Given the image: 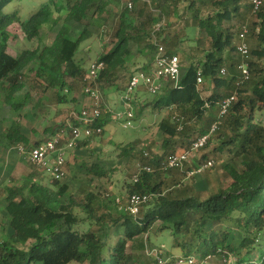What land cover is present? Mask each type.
<instances>
[{
    "label": "trees",
    "instance_id": "obj_1",
    "mask_svg": "<svg viewBox=\"0 0 264 264\" xmlns=\"http://www.w3.org/2000/svg\"><path fill=\"white\" fill-rule=\"evenodd\" d=\"M20 1L0 0L3 106L17 112L25 107L31 92L25 93L21 102L14 99L25 88L26 72L33 73L29 90L51 91L55 105L75 104L74 94L83 95L88 84L101 93H124L134 73L149 71L154 44L161 45L168 55H179L181 77L177 84L164 79L158 94L136 103L139 114L146 110L154 116L164 113L156 126L159 151L150 154L147 148L137 152L135 141L119 149V156L140 159L141 166L152 170L134 171L125 198L150 194L151 202L132 216L118 211L115 200L108 196L100 199L98 192L82 189L77 195L62 180L35 181L36 167L29 163L34 170L22 184L6 186L1 193L11 233L0 238V264H141L144 243L137 239L149 234L156 223L159 232L169 231L171 248L179 249L184 257L195 256L199 261L220 257L222 264H264V119L258 120L264 111V0L255 13L249 0H47L26 20L20 15ZM13 2L16 8L6 12ZM182 2L187 4L175 21ZM112 4L117 5L116 10ZM94 20L102 22V46L95 62H102L103 69L94 81L85 83L87 61L76 55L92 37L89 27ZM60 22L50 43H43L42 28ZM70 22L80 27L79 33H72ZM157 24L160 26L154 31ZM14 26L32 43L16 56L9 53L10 40H17L9 31ZM243 28L248 46L245 57L236 50ZM187 30L193 32L192 37ZM131 44L144 61L135 71L130 70L135 64ZM242 65L247 78L241 73ZM198 74L201 84H197ZM202 84L209 92L206 96L200 90ZM232 95L235 98L226 113L219 116L221 102ZM31 103L42 116L40 103ZM174 112L183 118L181 129L173 120ZM18 118L2 120L8 126L1 132V140L25 149L41 143L37 134L30 140L21 132ZM109 119L102 116L92 126L104 128ZM216 122L217 130L195 160L182 169L162 170L163 163L177 151L189 149ZM63 125L44 132L49 137ZM90 139L78 141L76 148L89 147ZM208 160H223L221 168L231 180L228 187L222 188L211 176L213 167L198 174L206 180L208 192L195 189L194 176L185 182L188 171ZM84 166L90 180L101 181L112 171L96 163ZM233 232L240 236L236 246L230 242ZM136 245L139 252L132 247ZM169 257L164 264L173 263L174 256Z\"/></svg>",
    "mask_w": 264,
    "mask_h": 264
},
{
    "label": "rangeland",
    "instance_id": "obj_2",
    "mask_svg": "<svg viewBox=\"0 0 264 264\" xmlns=\"http://www.w3.org/2000/svg\"><path fill=\"white\" fill-rule=\"evenodd\" d=\"M46 1L47 0H21L18 2V8L20 9V15L22 19L26 20L41 3ZM186 4V2L181 3L180 11H178L176 17L174 18L175 21L178 20L179 15H182L181 11H183ZM16 6V2H13L6 8L5 11L11 12L16 8ZM113 6L115 7H113V9L116 10L117 5L115 4ZM181 22L183 21L181 20ZM60 24L61 22L56 27H50L47 25L42 28L40 31L41 41L43 43L49 44L54 38ZM69 26L73 34L79 33L80 27H78L75 23L70 22ZM101 27V21L94 20L92 22L89 27L92 37L81 45L80 51L76 55V58L87 61L85 66L86 69H88V67L93 62H95V57L101 49L102 43L99 41V37H101ZM9 31L13 34H16L17 36L16 41L11 39L9 42V53L11 55L16 56L20 50L32 45V43L22 38L18 26L11 27ZM187 31L190 32L189 36L192 37L193 32L191 30ZM104 44L106 45V43ZM34 45H36V43H34ZM106 47H108V45H106ZM82 48L84 50H82ZM130 48L133 53L131 61L135 62V64L130 67V70L135 71V69H139L141 67L144 61L136 55V48L133 44H131ZM32 74L33 73L26 72L27 79L24 82L25 88L16 94L14 99V102H21L24 94L31 92L29 93V98L25 103V107L23 106L24 108L17 112L11 107L3 106L0 96V134L8 126V124L7 126L5 125L6 121L3 122L2 120L17 119L18 115H21L18 118L21 132L27 138H30V140H32L31 137L35 133L37 134V140L43 141L48 136V134L44 132L45 129L61 125L71 112L76 113L79 111V107L82 105V102L78 103V99L81 97V94L79 93L74 94L77 100L76 103L66 106L53 104V102H51V91H30L29 84L30 80L33 79ZM205 87L203 84L200 86V90H202L204 96L208 95L209 93L205 90ZM135 95L136 97L133 98H135L134 100L137 99L139 103H144L152 99L151 95L143 91L140 92V94L136 92ZM137 95L139 96L137 97ZM121 97L122 93L115 92L113 90L105 91L102 93V109L104 111H110L111 114L112 112H124V106L122 104ZM32 100L34 102L37 100L40 103L39 108H42V116H38V112L34 110V108L38 107H34V104L31 103ZM138 101H135L133 106L131 105V108H133L132 111L134 113V123L132 127L124 128L120 123L111 118V116H108L110 117L109 123L103 128L102 134L99 136H94L90 139L89 147H82L80 149L74 147L66 152L65 158L67 164V174L61 182L67 184L75 194L80 195L81 190L84 189L85 191H92L95 193L98 192L100 194V199L108 196V198L111 200H115L116 198H121L124 200L127 193V184L130 182L132 175L135 173L134 171L137 169L136 166L140 159H135L133 157H121L119 156V149L126 144L135 141L137 142L135 148L141 149L139 151L147 148L150 154H156L159 151L160 132H158L156 126L160 119L164 116V113L159 114L157 118H155V116L152 115L149 110L139 114V107L138 104H136ZM213 114L217 115L218 111L213 109ZM258 118V120L264 119V111L262 112V116H258ZM222 156L223 159H226V154ZM193 160H195V158ZM91 163H96L104 170H112L113 172L111 171L110 176L101 181L96 179L90 180L84 165L86 164V166H89ZM222 163L223 160H214L211 176L219 183L222 188H225L228 187V185L231 183V180L222 170ZM32 170L34 169L27 162L26 158L20 155L16 151V148L9 146L6 140H1L0 137V224L4 225V229L0 230V238L8 236L11 233V230L7 225L8 222L5 218V196H2L1 193L4 191V187L6 186L22 184V181L28 177L30 173H32ZM35 172V181L44 184L50 182L49 177L42 174L39 170L36 169ZM192 179L195 182V189L208 192L207 182L203 177H201V175H196ZM189 181L190 178H185L186 183ZM158 227L159 223H156L149 234L143 235L137 239L138 242L141 241L144 243V249L140 252L141 264H153L152 260L150 259L151 249H158L161 245L164 247V250L171 248V234L167 230H163L161 233H159ZM239 240V234L233 232L230 242L236 246ZM132 247H134V251L139 252L137 245ZM131 248L130 250H133ZM166 253L167 256L172 255L168 254V251ZM218 258L220 259V257H213L211 259L214 260L210 259L208 263L222 264L221 262H217ZM69 264L77 263L70 262Z\"/></svg>",
    "mask_w": 264,
    "mask_h": 264
},
{
    "label": "built area",
    "instance_id": "obj_3",
    "mask_svg": "<svg viewBox=\"0 0 264 264\" xmlns=\"http://www.w3.org/2000/svg\"><path fill=\"white\" fill-rule=\"evenodd\" d=\"M253 5L255 13L261 6V0H249ZM129 11L132 10V3H127ZM160 24H157L154 31H157ZM246 29L243 28L239 35L240 42L236 46V50L240 55H248V46L245 42ZM155 45V54L152 61V66L148 72L138 71L134 73L128 82L126 91L122 93L121 101L124 106V112H115L102 109V93L100 90L90 84L84 86L83 95L87 97L91 104L82 107L78 112H71L64 121V125L52 133L41 143L25 149L24 147H16V151L24 156L28 163L36 167L42 174L49 177L51 180H63L66 177V152L69 149L76 147L78 141L88 140L94 136H99L103 132L100 126L93 127L92 124L98 121L104 114L111 116L115 121L120 123L124 128L132 127L134 123V113L131 108V103L134 101L135 94L142 90L150 95H156L160 92L162 81L170 79L177 84L181 77L180 61L177 55H168L164 48L159 44ZM103 69L102 62H93L87 69V73L83 78V82L94 81L97 74ZM244 78H247L248 73L245 65L240 67ZM221 74H224L222 70ZM202 83V78L198 74L197 84ZM235 95L224 99L220 104L219 116L226 113L228 106L234 100ZM104 115V116H105ZM173 120L178 124V129L182 128L183 118L174 112ZM218 122L211 125L207 133L198 137L187 150H179L172 155L165 163L161 165L163 171L172 169H182L184 164L191 163L196 156V153L203 149L211 136L215 133L218 127ZM144 157L146 154L143 155ZM214 162L208 160L206 163L197 168L188 171L186 178H191L202 173L204 170L213 167ZM138 171L150 173L152 170L147 166H141L137 163ZM133 181H137V177H133ZM150 194H132L124 200L121 198L115 199V205L118 211L136 216L141 208L147 205L152 200ZM164 247L161 245L158 249H151L150 257L154 258L159 264L166 263L170 257L165 255ZM211 258H206L199 261L195 256L184 257L182 255L174 256L172 264H207Z\"/></svg>",
    "mask_w": 264,
    "mask_h": 264
},
{
    "label": "crops",
    "instance_id": "obj_4",
    "mask_svg": "<svg viewBox=\"0 0 264 264\" xmlns=\"http://www.w3.org/2000/svg\"><path fill=\"white\" fill-rule=\"evenodd\" d=\"M139 92V91H138ZM140 94V93H139ZM139 95H137V97H138ZM135 97H136V95H135ZM135 99V98H134ZM134 101H138L137 99L136 100H134ZM82 102V105L79 107L80 109L82 108V107H84V106H89L90 104H91V101L87 98V97H85L84 95H81V97H80V99H78V103H81ZM138 103H139V101H138ZM79 109V110H80ZM158 117V115H156L155 116V118H157ZM139 150H141V149H136V151H139ZM159 233H161V232H159ZM166 251H164L165 253V255H167V251H168V254H172V256H178V255H181V251L179 250V249H176V248H170V249H165ZM211 260H214V259H211ZM217 262H220V259L218 258L217 259ZM207 264H209V263H207ZM219 264V263H218Z\"/></svg>",
    "mask_w": 264,
    "mask_h": 264
}]
</instances>
